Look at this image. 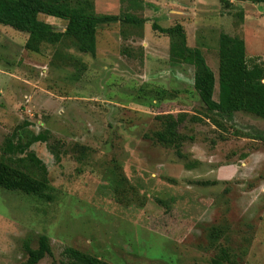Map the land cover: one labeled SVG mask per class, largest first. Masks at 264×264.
<instances>
[{
  "label": "rangeland",
  "instance_id": "1",
  "mask_svg": "<svg viewBox=\"0 0 264 264\" xmlns=\"http://www.w3.org/2000/svg\"><path fill=\"white\" fill-rule=\"evenodd\" d=\"M68 1L144 23L99 26L95 56L69 39L28 51L27 33L0 24V264H26L42 236L53 255L39 264H65L68 248L109 264H264V140L236 136L264 134V119L238 112L217 126L194 66L173 62V39L152 28L183 26L218 100L220 35L264 63V3ZM164 115L180 122L183 159L153 138ZM33 160L46 179L25 173Z\"/></svg>",
  "mask_w": 264,
  "mask_h": 264
},
{
  "label": "trees",
  "instance_id": "2",
  "mask_svg": "<svg viewBox=\"0 0 264 264\" xmlns=\"http://www.w3.org/2000/svg\"><path fill=\"white\" fill-rule=\"evenodd\" d=\"M244 1L264 3V0ZM92 7V4L75 7L68 0H0V24L27 33L29 35L26 43L28 51L40 53L44 44L57 45L69 39L80 52L95 56L99 26L117 22L144 23V20L130 15H98L91 11ZM40 15L66 21V31H56L51 24L40 20ZM152 28L173 39L171 44L173 62L194 66V88L207 111L215 116L213 122L217 126H221L218 118L232 122L234 114L238 112L264 119V63L259 59H249L244 40L227 33L220 35L219 98L215 100L216 75L202 52L187 46V36L183 26L163 28L154 24ZM158 119L161 121L162 128L154 133V140L164 147L175 148L178 156L183 159L181 150L185 137L179 132L180 122L172 115L159 116ZM236 136L264 140L263 133L253 135L237 131ZM38 141H42L40 136L33 137L28 141L27 147ZM248 157L249 155H243L242 158ZM195 165L190 163L187 168L192 169ZM32 166L24 164L23 170L26 174L40 181L46 179L48 172L46 165L34 161ZM35 168L41 174L36 172ZM26 251L28 253L26 264H39L47 256L53 255L47 236L40 238L38 248L33 249L27 245ZM64 254L69 260L65 264H109L73 248L66 249ZM213 264L223 263L215 259Z\"/></svg>",
  "mask_w": 264,
  "mask_h": 264
}]
</instances>
